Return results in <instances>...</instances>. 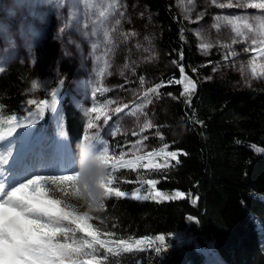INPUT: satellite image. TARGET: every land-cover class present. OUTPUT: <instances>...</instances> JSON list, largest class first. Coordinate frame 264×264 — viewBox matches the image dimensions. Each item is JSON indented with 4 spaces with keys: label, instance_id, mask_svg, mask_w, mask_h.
<instances>
[{
    "label": "trees",
    "instance_id": "trees-1",
    "mask_svg": "<svg viewBox=\"0 0 264 264\" xmlns=\"http://www.w3.org/2000/svg\"><path fill=\"white\" fill-rule=\"evenodd\" d=\"M136 2L143 18L134 24L150 55L129 71L137 82L143 77L147 88L141 97L160 85L157 93L148 94L160 100L152 130L162 132L169 147L179 151L180 163L157 186L178 190L184 198L161 202L107 198L104 211L92 213L96 219L90 221L101 233H114L101 239L149 238L151 244L115 255L100 249L98 258L103 264H264V86H244L238 73L226 67L219 76L210 74L225 60L214 51L201 55L190 25L175 10L176 0ZM119 52L127 63L128 50L122 47ZM181 67L186 79L176 83L183 79ZM62 70L73 75L68 60ZM38 76L21 63L0 73V118L21 113L25 93ZM187 80L196 85L190 96L182 95ZM50 87L58 90L56 108L46 107L32 127V141L41 139L43 144L36 171L71 174L76 171L85 118L61 95V84ZM43 99L50 105L51 93ZM56 168L61 172L50 170ZM56 195L79 211L87 210L76 198ZM159 236L164 237L163 244Z\"/></svg>",
    "mask_w": 264,
    "mask_h": 264
},
{
    "label": "rangeland",
    "instance_id": "rangeland-1",
    "mask_svg": "<svg viewBox=\"0 0 264 264\" xmlns=\"http://www.w3.org/2000/svg\"><path fill=\"white\" fill-rule=\"evenodd\" d=\"M245 2L246 0H192L189 3V0H176L174 7L190 25L201 55L206 56L210 51H214L218 53L221 61L225 60L221 62L220 67L212 68L210 74L219 76L222 73L220 69L226 67L238 73L242 85L264 86V57H261L259 52L257 55L249 54L253 47L251 34H248L249 39L237 37L231 25L227 24V19L235 16H248L253 23H258L260 19H264V16L257 9L220 7L221 4L235 5ZM68 3H71V0H0V67L6 69L16 63L28 64L39 75L27 89L24 108L18 116H27L29 110L35 111L36 105H28L27 101L33 99L39 102L51 93V84L54 82L60 84V80H63L61 95L67 98L72 108L84 116L85 126L88 117L84 113L93 106V102L98 106L108 104L109 109L126 104L128 107L121 113L113 114L108 111L110 119L107 125L103 123V115H101V119L96 122L98 128L89 130L91 135H99L108 142L113 155L124 152L126 160L134 159L133 154L145 157L139 162L142 166L136 167L135 170L125 168L113 173L115 180L112 186L126 192L124 198L138 202L146 200L161 202L184 198V194L178 190L166 191L157 186L160 178L170 172L176 161L169 158V166L166 168L146 166L150 163L147 158L148 152H159L167 145L165 151L177 152L179 159V151L169 147L162 132L152 130L156 124L155 108L160 100L155 96L141 97L147 86L144 82L135 81L129 71V67L146 62L147 56L150 55L144 37L140 35L139 29L134 24L136 19L143 18L136 0H119V11L123 12L124 16L120 17L117 14L107 25L97 27L98 34L95 36L90 34L89 19L88 30L82 28L80 32H76L70 28L66 34L57 38L59 28L65 24L69 16L70 9L66 6ZM116 19L121 21L119 26L115 24ZM105 33L108 34L107 40ZM69 39L74 42L69 43ZM93 44L98 47L93 49ZM204 44L209 45L206 50L202 47ZM122 47L129 52L128 64L121 59L119 51ZM246 48L249 51H245ZM67 60L74 70L73 75L69 77L62 70V65ZM254 62L255 75H253ZM33 84L36 85L35 88ZM97 88L107 91H98L93 96V90ZM147 99L152 103H146ZM40 116L37 114L29 118L36 122L17 131L32 130V127L39 122ZM95 116L96 113H92L93 119ZM145 123L152 126L145 128ZM25 136V133L20 134L18 152L30 155V162H33L37 156L31 154L37 148L34 147L32 139H25ZM11 150L15 152L14 148ZM151 162L163 165L165 158L162 155L155 156L151 158ZM149 179L157 180L154 191L146 183ZM137 190H139L137 194L141 197H152L155 192H161L164 196L137 200L132 196ZM176 193L181 195L175 199L165 198L175 196ZM136 241L142 243L137 245ZM126 242L130 251L145 250L150 246L151 239L138 238ZM113 247L115 252L123 250L115 248V245ZM104 251L108 253L105 249Z\"/></svg>",
    "mask_w": 264,
    "mask_h": 264
},
{
    "label": "snow or ice",
    "instance_id": "snow-or-ice-1",
    "mask_svg": "<svg viewBox=\"0 0 264 264\" xmlns=\"http://www.w3.org/2000/svg\"><path fill=\"white\" fill-rule=\"evenodd\" d=\"M191 2L192 0H189V3ZM66 6L70 9L69 16L65 24L59 28L57 38L66 34L70 28L76 32H80L82 28L88 30L90 28L89 19L91 20L90 34L95 36L98 34L97 27L107 25L117 14L120 17L124 16V13L119 11V0H71V3ZM224 6L257 9L264 16V0H246L244 4L220 5V7ZM82 18L83 23L81 24ZM120 22L119 19L115 20L117 26ZM227 24L231 25L232 31L237 37L249 39L248 34H251L253 45L251 51L259 52L260 56L264 57V19L253 23L248 16H235L227 19ZM107 39L108 34L105 33V40ZM72 42L74 41L69 39V43ZM92 47L95 49L98 45L93 44ZM202 47L206 50L209 45L204 44ZM245 51H249V49L246 48ZM4 70L3 67H0V73ZM180 71L183 79L176 83H182L186 79L184 68L181 67ZM255 71L254 62L253 75H255ZM101 74H103V69H101ZM141 82H143V77H141ZM60 84H63V80H60ZM35 87L36 85L33 84V88ZM159 87L160 85H157L148 89L144 96L148 97L149 92L157 93ZM195 88L196 85L191 80H187L182 95L190 96ZM98 91H107V89H94L93 96ZM57 92L56 89L51 92L50 105L47 99H41L39 102L29 99L27 104L36 105V108L35 111L29 110L27 116L9 115L7 119L0 118V126L6 125L0 130V264H103L102 259L98 258L100 249H105L113 255H115L113 245L115 248H122L125 253L130 251L128 243L124 240L101 239V235L111 237L114 233H101L90 223L91 220L96 219L92 213L104 211L107 198L112 196L120 198L127 195L126 192L112 186L115 180L113 173L118 169L125 168L135 170L136 167L142 166L139 162L145 159V157L133 154L134 159L126 160L124 152L113 155L106 140L99 135L89 133V130L98 128L96 122L101 119V115H103V123L107 125L110 119L108 111L113 114L121 113L124 108L128 107L126 104L122 107L109 109L108 104L98 106L93 102V106L84 113L88 120L83 140L90 141L95 150L101 153L108 173L106 183L101 186L104 199L95 208L86 207V211H79L66 199L56 195L59 192L63 194V197L77 199L74 188V181L79 175L77 171L71 174L38 173L36 166L29 162V156L18 152L20 134L25 133V139H29L34 132L32 130L18 132L17 130L25 129L30 123H35L34 119L30 120L29 118L35 117L37 114L43 115L46 107L50 106L55 109ZM146 103H152V101L147 99ZM92 113H96L95 119L92 118ZM151 126L149 123L144 125L145 128ZM14 133L15 136H13ZM112 134L115 135V133ZM13 148L15 149L14 153L11 150ZM166 148L167 145L159 152H148L147 158L150 163L146 166L166 168L169 166V158L180 163L178 153L165 151ZM161 155L165 158L163 165L151 162L152 157ZM146 183L151 190H155L157 180L149 179ZM138 191L132 193L133 198L137 200L164 196L161 192H155L152 197H141L137 194ZM180 195V193H176L175 196L165 198L175 199ZM189 219L192 218L189 217ZM157 239L163 244V236H159ZM141 243L142 241H136L137 245Z\"/></svg>",
    "mask_w": 264,
    "mask_h": 264
},
{
    "label": "clouds",
    "instance_id": "clouds-1",
    "mask_svg": "<svg viewBox=\"0 0 264 264\" xmlns=\"http://www.w3.org/2000/svg\"><path fill=\"white\" fill-rule=\"evenodd\" d=\"M76 171L79 174L74 181L77 199L86 207H97L104 199L101 186L106 183L108 173L101 153L88 140L77 145Z\"/></svg>",
    "mask_w": 264,
    "mask_h": 264
},
{
    "label": "bare ground",
    "instance_id": "bare-ground-1",
    "mask_svg": "<svg viewBox=\"0 0 264 264\" xmlns=\"http://www.w3.org/2000/svg\"><path fill=\"white\" fill-rule=\"evenodd\" d=\"M36 142L37 143H42V140L41 139H37Z\"/></svg>",
    "mask_w": 264,
    "mask_h": 264
}]
</instances>
